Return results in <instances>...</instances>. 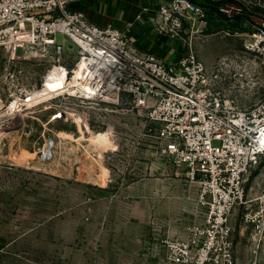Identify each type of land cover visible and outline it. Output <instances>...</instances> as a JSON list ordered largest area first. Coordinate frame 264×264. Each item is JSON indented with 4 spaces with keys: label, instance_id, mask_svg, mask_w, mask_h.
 Here are the masks:
<instances>
[{
    "label": "rangeland",
    "instance_id": "rangeland-1",
    "mask_svg": "<svg viewBox=\"0 0 264 264\" xmlns=\"http://www.w3.org/2000/svg\"><path fill=\"white\" fill-rule=\"evenodd\" d=\"M231 41L240 53L243 42ZM54 64L37 47L0 49V264H174L169 243L192 242L206 226L199 183L129 104L67 95L25 104ZM263 187L261 166L231 214L235 264H264L254 200Z\"/></svg>",
    "mask_w": 264,
    "mask_h": 264
},
{
    "label": "built area",
    "instance_id": "built-area-1",
    "mask_svg": "<svg viewBox=\"0 0 264 264\" xmlns=\"http://www.w3.org/2000/svg\"><path fill=\"white\" fill-rule=\"evenodd\" d=\"M80 1L0 0V49L37 47L50 56L45 79L59 68L67 81L52 99L129 104L155 124L163 152L199 183L198 202L207 208L205 229L192 242L169 243L171 262L235 264L231 214L245 203L253 171L264 167V0H162L151 21L181 44L175 62L143 55L123 31L89 21L73 7ZM214 21L232 28L215 31ZM213 36L240 39L243 50L208 66L199 46ZM254 200L264 213V187Z\"/></svg>",
    "mask_w": 264,
    "mask_h": 264
},
{
    "label": "crops",
    "instance_id": "crops-1",
    "mask_svg": "<svg viewBox=\"0 0 264 264\" xmlns=\"http://www.w3.org/2000/svg\"><path fill=\"white\" fill-rule=\"evenodd\" d=\"M162 0H81L73 7L101 27L112 26L123 31L135 48L143 55H154L167 62H175L181 56V44L153 28L151 17ZM151 9L142 18L137 15L144 7ZM230 21H214L213 30L232 28ZM253 25H256L252 21ZM234 38L213 36L199 46V55L211 66L222 56L235 50ZM237 39V38H235Z\"/></svg>",
    "mask_w": 264,
    "mask_h": 264
},
{
    "label": "bare ground",
    "instance_id": "bare-ground-1",
    "mask_svg": "<svg viewBox=\"0 0 264 264\" xmlns=\"http://www.w3.org/2000/svg\"><path fill=\"white\" fill-rule=\"evenodd\" d=\"M64 72H61L59 68H55L51 71L50 75L46 78V82L43 85L42 89H38L32 93L29 94L27 99L24 101L25 104H29L31 102H34L37 99H41L44 97H48L50 95H53V93L61 92L63 89L67 88V81L65 76L63 75ZM78 75V74H77ZM77 78V77H76ZM71 80L69 83V87L72 85L77 84V79ZM19 102L21 103V99L17 98L10 107L12 109L17 111V107L19 105ZM16 107V108H14ZM10 109V108H9Z\"/></svg>",
    "mask_w": 264,
    "mask_h": 264
},
{
    "label": "water",
    "instance_id": "water-1",
    "mask_svg": "<svg viewBox=\"0 0 264 264\" xmlns=\"http://www.w3.org/2000/svg\"><path fill=\"white\" fill-rule=\"evenodd\" d=\"M70 47H73L72 45Z\"/></svg>",
    "mask_w": 264,
    "mask_h": 264
}]
</instances>
